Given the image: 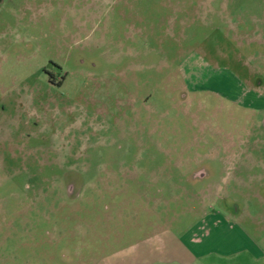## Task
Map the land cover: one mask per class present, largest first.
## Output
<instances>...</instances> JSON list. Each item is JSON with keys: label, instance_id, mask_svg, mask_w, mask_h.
Returning a JSON list of instances; mask_svg holds the SVG:
<instances>
[{"label": "rangeland", "instance_id": "rangeland-1", "mask_svg": "<svg viewBox=\"0 0 264 264\" xmlns=\"http://www.w3.org/2000/svg\"><path fill=\"white\" fill-rule=\"evenodd\" d=\"M260 183L264 0H0V264H176L225 207L264 259Z\"/></svg>", "mask_w": 264, "mask_h": 264}, {"label": "crops", "instance_id": "crops-1", "mask_svg": "<svg viewBox=\"0 0 264 264\" xmlns=\"http://www.w3.org/2000/svg\"><path fill=\"white\" fill-rule=\"evenodd\" d=\"M241 158H244L241 162H254V164H243L239 166V171H252L253 167H255L254 165L260 162L250 159L251 157L248 155ZM241 185H243V182H241ZM244 185H246V182ZM259 187L264 189V185L261 183ZM257 193L263 198L258 191ZM230 211L227 208L223 211L220 209H208V211L199 215L200 220L196 227L190 233L184 236L181 235L179 241L176 242L177 249L175 253L177 256L168 261H174L176 264H195L197 261L200 264H204V261L208 260L212 255L218 259L225 258L228 260L227 263L231 264L233 263L231 261L236 260V258L231 257L232 255L244 252L252 264H264V259L255 239L248 234L238 221L239 215H242L243 208L234 211V214L238 217ZM212 234L220 235L211 239L210 235ZM214 240L215 242L212 245ZM159 262H163V259H159ZM236 264H240V262Z\"/></svg>", "mask_w": 264, "mask_h": 264}, {"label": "flooded vegetation", "instance_id": "flooded-vegetation-1", "mask_svg": "<svg viewBox=\"0 0 264 264\" xmlns=\"http://www.w3.org/2000/svg\"><path fill=\"white\" fill-rule=\"evenodd\" d=\"M81 3H83V2H81ZM84 5H85V3H84ZM83 6H80V7H83ZM60 55L61 56L57 57L56 59H51V58L47 59L48 64L52 65L53 67H55L56 69L59 70L58 74H57L58 78L56 80V84H58V85L64 80V77H65V73L62 72V70H61V64H65V62L70 60V57L68 56V54L64 53L63 50L61 51ZM48 75H49V77H54V74H52V73H49ZM225 208H227V207H225ZM233 209L234 208H232V210Z\"/></svg>", "mask_w": 264, "mask_h": 264}]
</instances>
